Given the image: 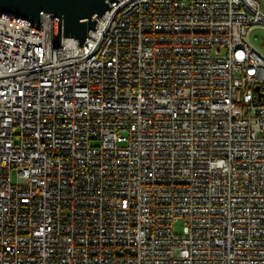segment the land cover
I'll list each match as a JSON object with an SVG mask.
<instances>
[{"label":"built area","instance_id":"built-area-1","mask_svg":"<svg viewBox=\"0 0 264 264\" xmlns=\"http://www.w3.org/2000/svg\"><path fill=\"white\" fill-rule=\"evenodd\" d=\"M95 28L54 48L52 14L0 16V264H264L260 3L119 0Z\"/></svg>","mask_w":264,"mask_h":264},{"label":"water","instance_id":"water-1","mask_svg":"<svg viewBox=\"0 0 264 264\" xmlns=\"http://www.w3.org/2000/svg\"><path fill=\"white\" fill-rule=\"evenodd\" d=\"M119 0H0V16L43 30L45 14L53 15L54 48L63 39L85 42L97 18ZM260 90L256 87V91Z\"/></svg>","mask_w":264,"mask_h":264},{"label":"rangeland","instance_id":"rangeland-1","mask_svg":"<svg viewBox=\"0 0 264 264\" xmlns=\"http://www.w3.org/2000/svg\"><path fill=\"white\" fill-rule=\"evenodd\" d=\"M260 5H261V11L264 13V0H257ZM263 38H264V30L262 29H257L255 30L254 34L252 35V42L256 45L261 47V45L263 44ZM14 181H17V174L16 172L14 173Z\"/></svg>","mask_w":264,"mask_h":264}]
</instances>
